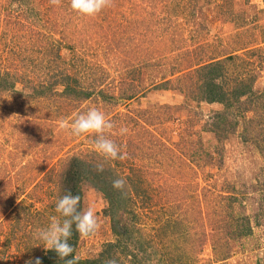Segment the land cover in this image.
Wrapping results in <instances>:
<instances>
[{
    "label": "rangeland",
    "instance_id": "1",
    "mask_svg": "<svg viewBox=\"0 0 264 264\" xmlns=\"http://www.w3.org/2000/svg\"><path fill=\"white\" fill-rule=\"evenodd\" d=\"M217 60L214 81L228 93L244 77L264 91V0H113L91 17L70 0H0V73L11 86H0V264L47 254L35 234L59 218L77 163L91 166L80 206L100 228L78 234L74 256L119 242L95 186L102 163L128 195L117 217L133 235L116 264H264V96L227 107L201 99ZM93 107L114 123L106 135L124 159L105 160L94 134L59 127Z\"/></svg>",
    "mask_w": 264,
    "mask_h": 264
},
{
    "label": "clouds",
    "instance_id": "2",
    "mask_svg": "<svg viewBox=\"0 0 264 264\" xmlns=\"http://www.w3.org/2000/svg\"><path fill=\"white\" fill-rule=\"evenodd\" d=\"M52 5H60L61 0H49ZM113 0H70V7L73 11L84 16H95L104 8L110 7ZM59 127L62 130H70L74 136L81 134H94V150L105 160L124 159L125 155L120 147L108 136L114 128V123L106 119L105 114L97 108H89L86 112L78 114L70 124L61 122ZM127 128H121L120 134H125ZM97 171H103V164L96 165ZM125 179L118 178L112 181V187L123 192ZM19 202V201H18ZM81 197L79 194H73L70 189L64 195L59 197L55 204V211L59 214L52 216L48 227L37 230L35 238L43 245L45 251H55L58 258L65 261V264H79V257L74 256V247L70 243L73 231L81 237L87 238L93 235L99 228L100 223L97 220L93 208L81 209ZM68 257H71L68 259ZM25 264H33V260H28ZM34 264H41L39 257L35 258ZM107 264H116L110 260Z\"/></svg>",
    "mask_w": 264,
    "mask_h": 264
},
{
    "label": "trees",
    "instance_id": "3",
    "mask_svg": "<svg viewBox=\"0 0 264 264\" xmlns=\"http://www.w3.org/2000/svg\"><path fill=\"white\" fill-rule=\"evenodd\" d=\"M208 68L209 71V76H208V80L206 83L207 86V90L204 92V97H202L201 99L204 98L205 101L207 102H220L222 103L225 107H227L228 105H230L231 103H233V101L236 102H241V98L242 97H263L264 96V91L261 94H257L254 91L253 88V82H254V77L250 78H242L240 79V82L237 83V87H235V89L233 90L232 93H228L227 90H224L221 88V86L214 81V79H216L218 76L223 74V70H222V65L221 62L219 60L214 61V62H210L208 64L205 65ZM8 77L6 76V74H1L0 73V86L1 88H10L11 86L7 84V82L9 81L7 79ZM206 81V80H205ZM260 99V98H259ZM225 112V110H224ZM224 112L219 111L218 115L221 117H223ZM222 120H219L218 122H216L215 124H217L216 126H218L220 124ZM230 127H234L233 124H230ZM90 167L89 165H87L88 170H86L85 166L77 163L76 164V169H74L72 172H70L67 175V179L68 181L71 183L70 184V190L72 191L73 194H81V188L78 186L80 180L82 179V177H84V175H87V171H90ZM93 167V166H92ZM108 171V170H107ZM101 171L100 174H95L96 176V180L95 181V186L102 192L104 193L105 197L107 198V202L109 205V215L112 218L113 224H112V230L113 233L115 234V236L117 237V240L119 242L117 243H113L110 242L108 243L107 247L102 251V253L100 254V257L97 258H85V259H81L79 258V264H107L108 261L110 260H117L118 254L116 253V247L120 246V242H122L121 239L123 238H127L126 240L128 242H131V237L133 235V232L131 230L132 225H126L124 223V221L122 220V218H118V210L121 209L122 205L124 203L127 204V200L126 198H128V195L124 194L121 191H118L116 189H114L112 187V181L117 179V176H115L114 173L110 172V171ZM88 176V175H87ZM124 192V191H123ZM234 199H238V197L234 196ZM226 224L224 225V228L227 229L228 231L230 229H228L229 227L227 226L226 228ZM167 227L169 226V223H166ZM229 225H232V223H230ZM245 228V230L250 229V226H248L247 222H244V226H242ZM165 233V232H164ZM245 232H243L244 234ZM168 237V236H166ZM78 238V233H76L75 231H73V235L70 239V243L73 245H75V242L77 241ZM167 242H169V238L162 240V245H166ZM143 243L139 244V248L141 251H145L144 248H142ZM128 243H126L125 245L122 246V248L127 247ZM125 250V249H124ZM124 250L121 249V252H124ZM128 252H126L127 255ZM144 254V253H142ZM74 255V253H73ZM133 256L136 257L137 254L133 253ZM150 258V256H148ZM71 257H68V259H70ZM148 258V259H149ZM147 258L140 256V261H145ZM42 260V264H65L64 260H61L58 258L57 254L55 253V251L52 250H48L47 254L45 256H43ZM177 262H175V264H179L178 261V256L176 257ZM221 260V259H219Z\"/></svg>",
    "mask_w": 264,
    "mask_h": 264
}]
</instances>
